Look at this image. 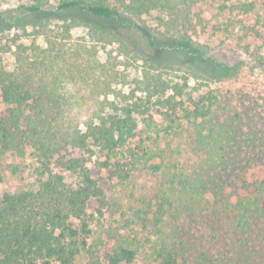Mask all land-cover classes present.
<instances>
[{"label":"trees","instance_id":"trees-1","mask_svg":"<svg viewBox=\"0 0 264 264\" xmlns=\"http://www.w3.org/2000/svg\"><path fill=\"white\" fill-rule=\"evenodd\" d=\"M205 1L30 0L18 8L20 16L48 6L105 19L154 15L162 39L207 56L195 39L196 8ZM17 25L21 33L0 37V160L29 151L38 174L34 188L0 199V264H78L81 254L82 264H264V179L248 181L246 160L226 158L237 135L220 123L215 90L191 85L192 73L180 68L155 66L93 21L30 18ZM187 125L199 145L218 143L221 151H208L194 177L168 174L155 202L124 208L107 196L109 181L159 170L149 164L148 147ZM117 212L123 224L100 222ZM185 214L198 219V235L179 224L164 229Z\"/></svg>","mask_w":264,"mask_h":264},{"label":"rangeland","instance_id":"rangeland-1","mask_svg":"<svg viewBox=\"0 0 264 264\" xmlns=\"http://www.w3.org/2000/svg\"><path fill=\"white\" fill-rule=\"evenodd\" d=\"M29 2L7 0L2 5V42L21 33L17 24L30 18H50L52 21L83 18L118 33L132 50L143 58H149L155 66L180 68L181 72L192 73L191 85L200 87L201 91L215 90L221 99L218 109L220 123L237 135V146L224 148L226 158L242 157L246 160L248 181L264 179V109L261 107L264 102V0H206L199 4L196 12L201 21L195 39L207 46V56L190 55L162 39L155 27L154 15L134 18L117 12L114 17L105 19L76 9L59 11L48 6L36 14L20 16L18 6ZM249 3L253 7L246 11L242 4ZM6 59L10 60V56ZM5 108L6 105L0 102V115ZM234 113L238 114L237 118ZM193 135V126L187 125L169 141L162 139L157 149L148 147L146 157L153 154L149 164L159 163L160 169L135 170L124 183L115 179L109 181L107 196L120 202L124 208L139 205L140 199L155 202V196L161 193L168 174L182 172L194 177L195 169L211 156L208 151L214 146L217 154L221 151L217 149L218 143L205 147L199 145ZM37 168V160L29 151L23 157L12 152L4 154L0 160V199L5 192L34 188ZM54 170L60 171L58 168ZM202 196L203 199H212L209 192H203ZM100 222L106 227H117L124 223V216L120 212L106 214ZM197 222L195 216L180 215L178 219H168L164 229L169 231L179 224L184 231L198 235L200 224ZM94 229L99 232L97 224ZM85 261L82 254L77 258L78 264ZM49 264L60 263L52 261Z\"/></svg>","mask_w":264,"mask_h":264}]
</instances>
